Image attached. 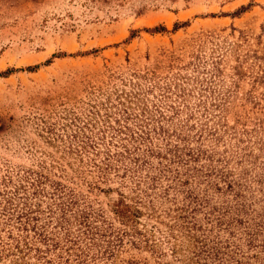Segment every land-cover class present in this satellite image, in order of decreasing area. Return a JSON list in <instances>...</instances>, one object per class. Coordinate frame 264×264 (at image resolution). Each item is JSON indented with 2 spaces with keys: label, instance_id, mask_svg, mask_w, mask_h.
Returning <instances> with one entry per match:
<instances>
[{
  "label": "rangeland",
  "instance_id": "obj_1",
  "mask_svg": "<svg viewBox=\"0 0 264 264\" xmlns=\"http://www.w3.org/2000/svg\"><path fill=\"white\" fill-rule=\"evenodd\" d=\"M181 99L188 110L169 132L192 114L190 136L182 128L191 147L219 115L229 131L202 148L222 166L225 151L238 152L233 132L253 128L263 142L264 0H0V264L36 262L16 249L18 238L24 248L17 217L26 212L35 219L28 238L45 230L71 252L65 234L95 232L94 242L89 233L78 244H88L96 264H191L198 243L220 242L225 257L264 264L261 237L251 248L239 230L218 234L204 208L186 206L187 189L221 204L217 193L204 195L205 183L166 191L169 174L159 175L156 158L153 186L136 187L147 171L134 173L129 161L114 165L118 176L101 178L94 167L97 149L119 151L110 128L117 121L134 129L127 115L158 109L169 117ZM151 147L167 148L156 139ZM188 165L170 166L171 175L177 169L184 180Z\"/></svg>",
  "mask_w": 264,
  "mask_h": 264
},
{
  "label": "trees",
  "instance_id": "obj_2",
  "mask_svg": "<svg viewBox=\"0 0 264 264\" xmlns=\"http://www.w3.org/2000/svg\"><path fill=\"white\" fill-rule=\"evenodd\" d=\"M160 30L164 29L161 27ZM165 97L167 98V96ZM184 100L185 99H181V102L177 106L170 105L168 107L167 112H171V116L169 117L163 115L158 109L154 111L142 110L140 118L139 115H127L124 121L127 123L131 118L135 131L130 125L123 126L117 121V127L110 128L113 130V138H117V142L120 144V147L118 146L120 148L119 151L113 152L110 148H106L104 151L97 149L95 157L101 155L102 158L99 157V163L93 162V165L102 178L110 173L111 170H114V173L118 176L121 167L120 165L114 167V165L118 163L123 165V163L129 161L132 166H135L134 173L144 170L147 171L145 179L138 180L135 183L136 187L139 188L144 184L153 186L155 184L154 181H157V176L150 174L151 169L154 168L153 158H156L158 160L159 175L167 179L166 173L169 174L168 181L171 186L168 185L166 191L172 188V184L175 182H179L181 186H188L193 182L197 184L205 183L206 188L203 190L204 195L206 196L208 191L217 193L220 197L219 200H221V204L215 207L211 206V198L208 200L199 198L193 191L187 189L185 191H180L182 194L184 193V200L187 201L186 206H193L194 211L204 208L206 215H208V221L211 220L214 222L218 228V234L228 233L229 235H234L233 231L239 230L240 236H243L249 247L254 248L256 247L254 243L257 241V238L261 237V240L264 242V237L262 236L264 235V140L260 145L257 144L258 141H256V138L259 133L254 132L253 128L250 130L244 129L238 133L233 132L231 139L235 140L234 145L238 152H232L231 150L225 151L226 155L223 157V160H225L226 163L222 166L217 160H214L218 153L202 148V141L207 140L209 136L217 140V138H221L229 131L225 130V128L229 127L227 124L222 125L223 122L219 115H214L213 117L216 118L218 116L216 120L217 128L213 127L199 130V137L195 140V145L191 147L189 146L188 136H190V132L194 130V127H189L188 123L194 118L192 114L182 122L183 125H181L179 129L176 128L172 133L169 132V128L173 126L174 119H177L180 113L188 110V106L184 103ZM180 104L183 107L182 109H180ZM214 109L220 111V104L214 105ZM203 114L206 116L205 113ZM204 125L207 126L206 123ZM184 127H188V136L182 133V128ZM204 134H206V136L203 137ZM153 139L165 141V146L167 148L163 154H161L159 149L155 151L151 147ZM143 146H145L144 149L141 148ZM92 150L95 151L96 149ZM260 158H262V160L259 162L258 160ZM92 160L95 161L94 159ZM183 162L185 165L189 164L188 166L191 170L187 169V171L190 170V174L186 175L184 180L179 181L178 176L180 173L177 169H173L174 172L171 175L172 172L169 167L173 165L178 166ZM190 164L193 166L191 167ZM131 167L129 170H125L126 167L123 168L121 178H124V176L128 174V171H131ZM200 177L204 178L201 182L199 180ZM175 185L177 184L175 183L173 186ZM257 195H259V198L255 201L254 196ZM131 200H133V198H131ZM69 205L70 204L67 206L69 207ZM256 205H259V208L255 210L252 207ZM66 210V207H63L61 210V223L66 221L64 214ZM30 213L31 212H26L17 217L18 221L21 222L19 229L26 234L25 236L22 235L24 248L20 247L21 244L19 243H21V241L19 238L15 239L17 243L16 249L23 253V261L24 256L32 257L33 253V258H35L36 261L30 262L26 260L24 264H96V260L93 257L89 258L85 250L88 249V244H85V246L78 244L80 240H85L86 237L89 236V233L92 235L91 241L94 242L93 236L96 235L95 232L93 233L90 229H85L78 230L76 236H71L72 234L68 236L65 234V243L70 241V245L73 247V252H71L69 249H65L66 244H60L61 241L58 236L51 237L44 234L45 230L38 233L32 227L33 235L28 238V236H30L27 231L28 226L31 221L35 220L28 216ZM21 218H24L25 222ZM125 226L127 225L125 224ZM85 228H87L86 223ZM94 229L97 230L96 228ZM64 230L66 229L63 228V231ZM9 236L12 237V235ZM69 237L72 238L69 239ZM33 238L35 241H33ZM72 239L74 240L72 241ZM36 242L42 243L45 247H39ZM92 244L95 245V243ZM198 244V250L192 252L193 255L190 259L192 262L191 264H234V262L235 264H246L237 259L225 257V253L221 252L220 249L223 248L221 242L219 243L220 245L215 243L212 247H207L205 244ZM55 250L59 252L57 253ZM104 252L108 254L111 253L109 244L105 246ZM172 254L176 255L175 249H173Z\"/></svg>",
  "mask_w": 264,
  "mask_h": 264
}]
</instances>
